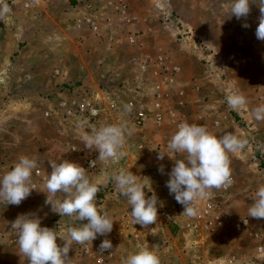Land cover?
I'll return each instance as SVG.
<instances>
[{
    "label": "rangeland",
    "instance_id": "obj_1",
    "mask_svg": "<svg viewBox=\"0 0 264 264\" xmlns=\"http://www.w3.org/2000/svg\"><path fill=\"white\" fill-rule=\"evenodd\" d=\"M233 2L0 0V9H10L0 20V178L21 156L37 163L36 190L18 206L0 201V264H29L11 227L21 215L39 218L41 227L61 236L87 223L60 217L45 203L50 160L84 167L100 188L97 206L117 221L92 245L74 243L68 254L74 264H121L145 248L161 264H264V219L248 215L264 185V119L254 114L264 106V41L256 37L262 0H250L249 15L240 19L231 16ZM232 95L245 103L229 106ZM121 122L135 129L126 155L117 162L96 160L85 134ZM183 122L248 142L228 154L233 185L199 201L195 218L181 215L183 206L166 186L174 160L157 159ZM120 169L141 176L140 182L150 179L164 204H158L157 224H132L130 206L112 179ZM105 239L113 249L101 252Z\"/></svg>",
    "mask_w": 264,
    "mask_h": 264
},
{
    "label": "clouds",
    "instance_id": "obj_2",
    "mask_svg": "<svg viewBox=\"0 0 264 264\" xmlns=\"http://www.w3.org/2000/svg\"><path fill=\"white\" fill-rule=\"evenodd\" d=\"M250 0H234L231 5V16L237 19L247 18L250 13ZM260 7L259 25L256 29L258 40L264 41V0ZM10 9L4 5L0 9V20L6 19ZM244 27H248L247 24ZM229 106L237 108L245 103L241 95L227 98ZM132 106L125 105V111L131 112ZM255 117L264 119V106L255 109ZM134 127L127 122L104 125L92 129L84 136L86 148L98 152L96 160L117 162L126 153L123 150L128 138L134 133ZM247 140L237 138L227 132L222 136L211 133L200 124L187 122L178 125L177 132L167 144V152L158 151L157 159L163 160L165 155L174 160V166L168 173L166 186L169 194L181 204L184 211L181 215L195 218L199 215V201L209 199L213 190L227 189L234 183L229 153L245 148ZM176 154H183L184 159H176ZM90 162V167L95 166ZM51 174L45 177L47 189L46 204L60 217H74L82 223L80 227H69L61 236L57 230L41 227V220L28 214L19 216L11 227L17 230V241L20 252L29 264H74L69 257L73 244L87 246L98 236H107L113 230L114 221L102 205L97 206V194L100 188L88 178L87 170L75 162L50 160ZM135 165V164H134ZM143 166H141V169ZM37 170L36 160L27 156L19 157L14 168L0 178V201L7 205H20L32 191L36 190L33 183V172ZM164 172L163 165L159 168ZM39 175V172L36 171ZM133 174L130 170L120 169L113 175L119 194L126 199L131 211L129 216L133 225L148 229L149 225L157 224L159 200L147 177ZM148 185V186H146ZM145 189L151 192L148 196ZM44 192V191H43ZM45 193V192H44ZM57 193L64 195L63 200L55 199ZM253 203L248 208L249 217L264 219V185H261L251 198ZM151 229V232H154ZM64 241L63 246L57 239ZM120 246V245H119ZM101 252L113 249L112 242L105 239L100 244ZM117 247L115 250H117ZM121 264H161L159 256L145 248L121 258Z\"/></svg>",
    "mask_w": 264,
    "mask_h": 264
},
{
    "label": "built area",
    "instance_id": "obj_3",
    "mask_svg": "<svg viewBox=\"0 0 264 264\" xmlns=\"http://www.w3.org/2000/svg\"><path fill=\"white\" fill-rule=\"evenodd\" d=\"M208 206H209V204H208ZM207 211H208L207 209H204V211L202 210V212H203L204 214L209 212V211H208V212H207ZM263 249H264V243H263L262 246H260L259 250H260V251H263Z\"/></svg>",
    "mask_w": 264,
    "mask_h": 264
}]
</instances>
